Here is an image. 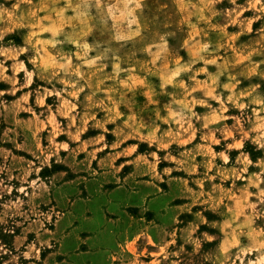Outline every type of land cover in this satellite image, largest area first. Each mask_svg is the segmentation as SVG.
Instances as JSON below:
<instances>
[{
	"label": "clouds",
	"instance_id": "clouds-1",
	"mask_svg": "<svg viewBox=\"0 0 264 264\" xmlns=\"http://www.w3.org/2000/svg\"><path fill=\"white\" fill-rule=\"evenodd\" d=\"M0 84L11 116L0 137L27 136L32 160L18 178L33 196L53 187L40 171L81 153L87 166L105 148L92 176L119 182L126 157L120 187L142 181L147 201L174 186L168 224L123 233L104 264H264V0H0ZM23 203L3 215L23 216ZM25 239L15 254L0 244V264H38Z\"/></svg>",
	"mask_w": 264,
	"mask_h": 264
},
{
	"label": "rangeland",
	"instance_id": "rangeland-1",
	"mask_svg": "<svg viewBox=\"0 0 264 264\" xmlns=\"http://www.w3.org/2000/svg\"><path fill=\"white\" fill-rule=\"evenodd\" d=\"M18 76L22 77V74ZM42 86L43 82L38 81L30 88L34 90ZM6 87L0 84V90ZM16 95L19 96V93ZM4 99L10 102L14 97L6 95ZM34 100L35 97H30L32 103ZM45 102L51 104L53 98H46ZM20 117L27 121L32 118V114L21 112ZM10 121V115L5 117L0 113V132L11 126ZM96 134L90 129L82 139L91 138ZM40 135L41 143L46 146L47 131ZM56 139L61 141L66 138L59 136ZM106 139L111 142L114 137L108 135ZM108 150L105 148L97 154ZM139 151L145 152L146 147L141 145ZM4 152L10 153L7 160L3 159ZM61 155L64 154L61 153ZM253 155L255 156V153ZM85 159L86 156L81 153L78 157L66 158L63 165L40 171L39 178L45 182H52L53 187L48 193L33 196V190L29 184L18 178L20 169L27 167L32 160L31 145L27 136L18 130L14 142L0 137V165L7 168V172L0 173V180L4 181L0 188L11 187L12 189L11 192H0V216H3L5 221L0 224V244L15 254L18 238L26 237L21 250H26L28 246L35 243L39 249L38 264H63L64 261L66 264H82L84 260H89L92 264H104L103 249L114 246V242L123 233L134 232L144 226L158 230L159 227L168 224L169 216L165 214L164 206L171 200L174 186L161 185L165 187L167 196L160 202L156 200L148 205L139 193L134 192L143 182L135 185L130 182L128 189H133V192H128V206L114 207L109 202L110 197L107 191L123 181V176L132 171L131 165L125 164L121 180L117 182L111 175L103 173L92 176L90 170L98 168L96 160H87V166H85L82 163ZM162 166L164 165L161 164L160 167ZM61 168L63 171L59 170ZM9 174L13 179H8ZM36 176L37 173H33L31 178ZM21 188L24 191H20ZM17 199L24 201L20 208L24 215L4 216L6 210L2 205ZM188 219H190L188 216L182 217L184 221ZM40 239L51 240L57 251L52 253V250L47 247L41 248ZM50 254L58 255L57 260L60 259V261L51 259ZM4 259L7 260L9 257L6 255Z\"/></svg>",
	"mask_w": 264,
	"mask_h": 264
},
{
	"label": "crops",
	"instance_id": "crops-1",
	"mask_svg": "<svg viewBox=\"0 0 264 264\" xmlns=\"http://www.w3.org/2000/svg\"><path fill=\"white\" fill-rule=\"evenodd\" d=\"M21 93H19L20 95ZM124 147V146H122ZM109 153V150L106 151V152H103L102 154H97V158L95 159L96 160V163L98 165V167L100 166V163H101V159L105 158ZM128 158L126 157H122L119 161H117V165L121 164V163H124V164H127L126 163V160ZM164 166L160 167V168H163ZM113 179V178H112ZM115 181V180H114ZM123 183L120 182V184ZM120 184L116 185L115 187L113 188H109L108 189V196L110 197V204L114 207H124V206H128L129 204V201H127V196H129L128 192L132 193L133 192V189L129 190L128 187H120ZM136 189V188H135ZM150 191V189L147 187V185L145 186L143 183L141 185L138 186V189H136L134 192L136 193H139L143 199L144 195L146 193H148ZM120 196H117L119 195ZM122 194V195H121ZM164 197H161V198H152V199H149L147 200V204L150 205L151 203H153L154 201H159L162 200Z\"/></svg>",
	"mask_w": 264,
	"mask_h": 264
}]
</instances>
